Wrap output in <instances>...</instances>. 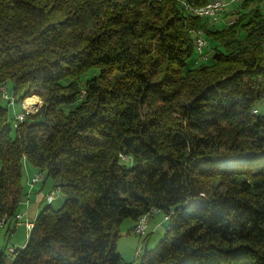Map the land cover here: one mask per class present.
Instances as JSON below:
<instances>
[{"label": "trees", "instance_id": "trees-1", "mask_svg": "<svg viewBox=\"0 0 264 264\" xmlns=\"http://www.w3.org/2000/svg\"><path fill=\"white\" fill-rule=\"evenodd\" d=\"M210 1L0 0V87L41 101L16 126L0 104V219L26 164L63 196L11 264H126L119 225L151 209L163 236L137 264H264V9L184 6Z\"/></svg>", "mask_w": 264, "mask_h": 264}, {"label": "rangeland", "instance_id": "rangeland-1", "mask_svg": "<svg viewBox=\"0 0 264 264\" xmlns=\"http://www.w3.org/2000/svg\"><path fill=\"white\" fill-rule=\"evenodd\" d=\"M243 2L244 0H242L241 2L239 1V2H233L229 4L224 11H222L221 13H217V15L213 17H210V20H212L213 24L215 25L216 24L219 25L221 24V22H227V24H229L228 20L230 21L231 19H234L235 21L237 18V14H228V12H232L233 9L236 8L234 6H237V7L240 6L239 10H242V6L244 4ZM252 3H255V2H252ZM258 4L262 9H264V0L262 1L260 0ZM224 14H227V15L223 17ZM4 87L6 88L7 93L10 94V91H11L10 82H7ZM31 97H35V98L37 97L35 104L39 106L41 101L37 95H30V96L24 97L22 100L18 102H16L14 99L13 103L8 105L7 113H8L9 123H12L13 125L14 114L21 111V107L24 106L23 105L24 101ZM5 102H6L5 100L0 98L1 105H7ZM263 107H264V98L257 104L255 108L257 112H262ZM62 202H63V196L59 191H57L55 193V198L53 199V201L49 204H46V202L44 201L41 204L39 210L43 208L44 206H50L52 209H57L58 207H60ZM14 222H15L14 220L8 221L6 222L4 226H0V253L3 252L4 264H11L13 260L12 257H9L6 249L8 247H13L14 249L21 248L27 239V236H26L27 233H26L25 227H23V225L18 227L17 225L14 224ZM15 226H16L15 230L12 231ZM163 232H164V223L162 221V216L159 213H155L148 217L146 232L142 236H138L135 233H133L132 220L126 218L120 223L119 228H118L116 251L119 253L124 263L137 264L139 261V258L138 256L136 257V254H135L136 250L139 248L140 249L139 254H140L143 252L144 247L148 249L154 248L157 245V242L162 238Z\"/></svg>", "mask_w": 264, "mask_h": 264}, {"label": "built area", "instance_id": "built-area-1", "mask_svg": "<svg viewBox=\"0 0 264 264\" xmlns=\"http://www.w3.org/2000/svg\"><path fill=\"white\" fill-rule=\"evenodd\" d=\"M229 2H233V1H227L226 3H214V2H212V6L209 9V17H213V16L217 15V13H221L222 11H224L227 8ZM193 15H197V14H193ZM228 23L229 24L233 23L232 19L230 21L228 20ZM204 44H205V42L202 41V34H199V36H195V49L199 54H202V48H203ZM202 58H204L203 54H202ZM0 96H1V99L8 100L10 104L13 103V97L7 93L6 88H0ZM21 115H22V108H21V111L14 114L13 126H16L17 123H19V116H21ZM121 159L125 160V157L121 156ZM41 179H42V175H34V173L28 178V180H27V197H26L27 199L24 201V205L27 204V202H28V199H29L28 196L32 190V187L35 184H37ZM57 191H59L58 188H52V190L44 196L45 202L46 203L52 202V200L55 198V193ZM153 214H155V209H151L148 213L141 215L137 219V221L134 223V226L132 229L133 233H135L138 236L144 235L148 217L153 215ZM14 218H15L17 224H22L25 227L26 233L28 234L30 228L32 227L31 220H27V219L22 220L21 212H18ZM166 218H167V216H163V219H166ZM4 223H5L4 219L3 218L0 219V226H3ZM27 234H26V236H27ZM6 251L9 255V257H12L15 249L13 247H8L6 249ZM139 251H140V249L138 248L136 250V253H135L136 256L139 255Z\"/></svg>", "mask_w": 264, "mask_h": 264}, {"label": "crops", "instance_id": "crops-1", "mask_svg": "<svg viewBox=\"0 0 264 264\" xmlns=\"http://www.w3.org/2000/svg\"><path fill=\"white\" fill-rule=\"evenodd\" d=\"M24 172H25L26 181L28 180V178L33 173H35L31 168L28 167L27 164L24 166ZM51 190H52L51 182L48 179H43V177H42V179L32 187V190L28 196L29 199H28L27 204H25V205L23 204V206H22V209L20 211L22 214V220H26V219L32 220V221L34 220V218L36 217V214L39 212V208H40L41 204L45 201L44 196L47 193H49ZM162 221H163V218H162ZM5 224L6 223H4L3 226ZM14 224L17 225L18 227H20L22 225V224H17V222H14ZM132 225H133V222H132ZM146 226H147V224H146ZM15 228H16V226L13 228L12 231H14ZM145 232H146V229H145Z\"/></svg>", "mask_w": 264, "mask_h": 264}, {"label": "bare ground", "instance_id": "bare-ground-1", "mask_svg": "<svg viewBox=\"0 0 264 264\" xmlns=\"http://www.w3.org/2000/svg\"><path fill=\"white\" fill-rule=\"evenodd\" d=\"M227 1H233V2H239L240 1L241 2L242 0H212L203 6H190L189 4H186V3L184 4V6H185V9L192 12L193 14H197L198 16L203 17V16H209V9L212 6V2H214V3H226ZM233 2H229L228 5L233 3ZM235 5H237V4H235ZM199 34H202V32L200 30H196L194 32L193 36H199ZM202 41L205 42L203 34H202ZM0 88H5V87L1 86ZM36 98L31 97V98L26 99L24 101V103H23L24 106L21 107L22 108V115L19 116V122H21L23 120L25 114L31 113L36 109V107H37V104H35ZM29 110H31V111H29ZM255 111L256 110H252V112H255ZM34 175H41V174L38 172H35ZM155 213H156V211H155ZM31 224H32V220H31Z\"/></svg>", "mask_w": 264, "mask_h": 264}]
</instances>
